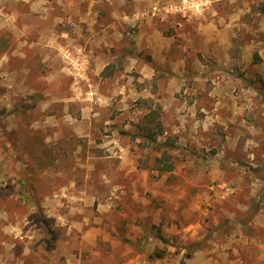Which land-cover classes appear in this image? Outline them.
<instances>
[{"label": "rangeland", "instance_id": "obj_1", "mask_svg": "<svg viewBox=\"0 0 264 264\" xmlns=\"http://www.w3.org/2000/svg\"><path fill=\"white\" fill-rule=\"evenodd\" d=\"M193 1L0 0V264H264V0Z\"/></svg>", "mask_w": 264, "mask_h": 264}, {"label": "trees", "instance_id": "obj_2", "mask_svg": "<svg viewBox=\"0 0 264 264\" xmlns=\"http://www.w3.org/2000/svg\"><path fill=\"white\" fill-rule=\"evenodd\" d=\"M35 98L31 99L30 105L33 104ZM25 108L22 107L20 110H24ZM138 132L140 134V137L144 140H147L149 143H151L150 150L155 151V152H160L161 156L156 157L155 160L158 162L161 161L162 159H168L169 156L167 154V150L165 149L164 145L159 143L157 141V137L160 133H162V125L159 120L154 119V115L151 113H146L143 116V120H141L140 125L138 126ZM35 162H40L41 159L39 158H34L33 159ZM171 163H166L165 167L162 169V167H159L160 170H171Z\"/></svg>", "mask_w": 264, "mask_h": 264}, {"label": "crops", "instance_id": "obj_3", "mask_svg": "<svg viewBox=\"0 0 264 264\" xmlns=\"http://www.w3.org/2000/svg\"><path fill=\"white\" fill-rule=\"evenodd\" d=\"M154 1L155 0H138L139 4L142 3L143 5H145V7H147L146 11L145 10L140 11L139 8H134L130 11L129 15L126 13H119L118 16L122 19H125V20H134L135 18L144 17L148 11H150V13H152V14H156L157 10H159L160 8H163L167 12L168 11L169 12H181V11L186 10L187 8L192 9L193 6L194 7L198 6V3H194L193 0H172V1H170L171 3L166 7H162L164 4H160V1L158 2V4H154ZM191 2H193V3H191ZM200 3H202V2H200ZM260 225L264 226V221L262 223H260Z\"/></svg>", "mask_w": 264, "mask_h": 264}]
</instances>
